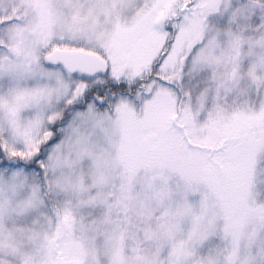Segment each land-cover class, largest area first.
<instances>
[{
	"label": "snow or ice",
	"instance_id": "1",
	"mask_svg": "<svg viewBox=\"0 0 264 264\" xmlns=\"http://www.w3.org/2000/svg\"><path fill=\"white\" fill-rule=\"evenodd\" d=\"M0 264H264V0H0Z\"/></svg>",
	"mask_w": 264,
	"mask_h": 264
}]
</instances>
